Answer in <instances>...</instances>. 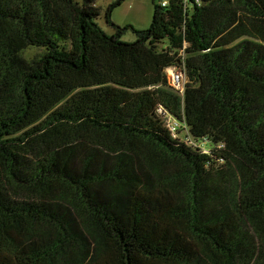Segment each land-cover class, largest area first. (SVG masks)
<instances>
[{
  "label": "trees",
  "instance_id": "trees-1",
  "mask_svg": "<svg viewBox=\"0 0 264 264\" xmlns=\"http://www.w3.org/2000/svg\"><path fill=\"white\" fill-rule=\"evenodd\" d=\"M94 1L0 0V264H264V0Z\"/></svg>",
  "mask_w": 264,
  "mask_h": 264
},
{
  "label": "rangeland",
  "instance_id": "rangeland-1",
  "mask_svg": "<svg viewBox=\"0 0 264 264\" xmlns=\"http://www.w3.org/2000/svg\"><path fill=\"white\" fill-rule=\"evenodd\" d=\"M115 0H95L94 6L98 8L99 15L95 19L97 25L106 33H114L111 24L119 28H125L122 33L121 40L132 42L135 40V34L131 28L135 30H143L149 27L153 14V0H124L120 5L112 8L110 12V23H107L105 14L108 6ZM43 50L36 47H29L23 51V57H33L41 54ZM186 81V77L184 76ZM180 137L186 136L185 132H181Z\"/></svg>",
  "mask_w": 264,
  "mask_h": 264
},
{
  "label": "built area",
  "instance_id": "built-area-1",
  "mask_svg": "<svg viewBox=\"0 0 264 264\" xmlns=\"http://www.w3.org/2000/svg\"><path fill=\"white\" fill-rule=\"evenodd\" d=\"M165 73L167 76V80H168V84L176 91L182 93L183 91V86L185 84V79H184V73L174 67H168L165 69ZM156 113L161 117V119L163 120L164 125L166 126V128L169 130L170 134L172 135L173 138H178L179 137V133L178 130L180 128L186 129L185 125L183 123H180L179 121H177L176 119H174L167 111H165L162 108H158L156 110ZM183 132H185L186 134V130H184ZM185 138V137H184ZM189 143H192L191 141H189ZM205 144L206 142H204L202 144V151L206 152L205 149ZM201 147V146H199Z\"/></svg>",
  "mask_w": 264,
  "mask_h": 264
}]
</instances>
